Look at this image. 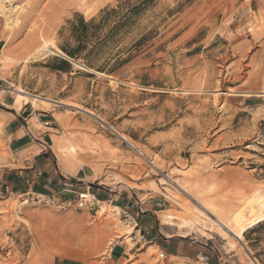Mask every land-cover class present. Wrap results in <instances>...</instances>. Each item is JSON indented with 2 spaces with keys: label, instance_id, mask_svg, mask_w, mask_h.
Returning <instances> with one entry per match:
<instances>
[{
  "label": "rangeland",
  "instance_id": "obj_1",
  "mask_svg": "<svg viewBox=\"0 0 264 264\" xmlns=\"http://www.w3.org/2000/svg\"><path fill=\"white\" fill-rule=\"evenodd\" d=\"M11 1L19 4L13 26L0 15V264H264V222L242 241L209 223L264 186V0ZM79 17L110 21L97 34L103 45L72 59L61 47H74L69 23ZM114 19L124 24L111 31ZM46 41L63 54L25 62ZM23 107L33 113L30 131L43 130L35 114L50 117L48 153L81 193L110 191L138 208L160 201L156 227L197 252L169 257L144 242L137 230L149 218L133 228L115 201L60 209L6 194L3 173L14 164L3 127ZM163 214L176 216L175 226Z\"/></svg>",
  "mask_w": 264,
  "mask_h": 264
},
{
  "label": "crops",
  "instance_id": "obj_2",
  "mask_svg": "<svg viewBox=\"0 0 264 264\" xmlns=\"http://www.w3.org/2000/svg\"><path fill=\"white\" fill-rule=\"evenodd\" d=\"M1 50V43H0ZM4 107L10 108L13 103L12 97L4 96L1 99ZM11 109V108H10ZM12 110V109H11ZM32 112L23 107L19 112L6 115V123L3 127V133L6 138L9 151L13 154L12 162L14 167L3 173L5 186L13 191L24 193L28 190L41 195H57L60 198H68L77 193L83 192L74 179L66 177L58 168L55 159L48 153L50 131L54 130L52 122L45 118H50L46 114L34 116L35 121L43 126L42 131L28 130L27 122L32 116ZM47 124V125H46ZM29 156V157H27ZM39 174V175H38ZM96 202L115 201L120 211H125L133 215L138 222L144 217L149 218L145 224L139 225L141 239L146 243H152L153 246L163 250L169 257L192 256L197 252L186 239L177 237L165 238L161 229L156 227L154 215L165 209L164 204L157 200H149L147 203L137 207V202L131 203L128 197L111 195L110 191L105 194L90 195ZM99 199V201L97 200ZM142 206L145 208L142 209ZM140 223V222H139ZM115 259L121 258L123 252H117L116 248L111 250Z\"/></svg>",
  "mask_w": 264,
  "mask_h": 264
},
{
  "label": "bare ground",
  "instance_id": "obj_3",
  "mask_svg": "<svg viewBox=\"0 0 264 264\" xmlns=\"http://www.w3.org/2000/svg\"><path fill=\"white\" fill-rule=\"evenodd\" d=\"M4 9H7L10 12V14L6 15L4 13L5 12ZM18 11H19V4H15L11 0H0V15L2 17H4L3 21L5 22V26L6 25L7 26H11L12 25L13 26L14 20H15L14 16L16 15V13H18ZM16 17H17V15H16ZM34 50L35 51L34 52L32 51V53L25 59V62H30V61L31 62H37L38 60L41 59L42 56H46V55H49V54H61V55L63 54L62 52H60L55 47V45L53 44L52 41H46L40 47H38L37 49H34ZM16 91H17V93L22 94V95H26V97H30V98H32L35 101L39 100V102L42 103V104H47L48 105V104L51 103V101H49L47 99L44 100V99L38 98L36 96L26 94L22 90H16ZM226 91L229 92L228 88H227ZM221 94L222 93H219V91H216V92H214L213 96H215L217 98ZM229 94L234 95V92H229ZM20 96L21 95L17 96L18 99H19ZM68 106L75 108V105L74 106L68 105ZM76 109H78V108H76ZM178 188L182 192H184V194H186L188 197H190L192 200L195 201L197 199L195 196L193 197V196L190 195L189 190L186 187L178 186ZM89 194L90 193H87V194L85 193L83 197L91 198V196ZM199 205L204 211H206L208 213H212L214 211L212 205L210 203H208V202H204L203 201L202 204H199ZM115 209H116L115 212L118 215L119 209L117 207ZM226 211H228V214H227V216L225 218L223 216L219 215L218 213H216V215L213 216L214 219L209 221L210 225L216 227L219 231H222L224 233V235H226L227 237L228 236L234 237V239H236L238 241H242L244 239V234L248 230H250V229H252V228H254V227H256L259 224L264 222V186L263 185L255 186L254 190H251V193L247 197L246 203H245V205L242 208H239L237 210H233L232 206L229 205V206H227ZM104 212H105V210L102 207L100 209V211L98 212V214L103 215ZM200 214H201V212H200ZM163 216H164V214H163ZM177 220L178 219H177L176 216L174 217L172 215H166V216L163 217V222L162 223H164L166 225H169V226H175V224H176L175 221H177ZM121 231L116 234L117 236H116L115 239H120L121 236H126V235L130 234V230L128 228H126L125 230L121 229ZM110 246L113 247L112 244ZM232 246H234V244H232ZM112 247H110V248H112ZM130 259H132V258H130ZM155 262L156 261H154L153 264H157Z\"/></svg>",
  "mask_w": 264,
  "mask_h": 264
},
{
  "label": "trees",
  "instance_id": "obj_4",
  "mask_svg": "<svg viewBox=\"0 0 264 264\" xmlns=\"http://www.w3.org/2000/svg\"><path fill=\"white\" fill-rule=\"evenodd\" d=\"M112 11L114 12L115 10ZM136 11L137 8L132 9L129 12L130 17L131 15L136 14ZM130 17H128L126 20H129ZM109 21V18L104 17L100 18V20L92 18L88 21H85L82 17H79L70 22L68 39H70L75 45L74 47L70 48L65 44L61 47V51L65 53L69 58L76 59L82 56L83 52L86 50L87 46H89L90 43L93 44L90 52L99 48L101 45H103L104 39L101 40V38L98 37L97 34ZM123 24L124 22H122L121 19H114L113 28L111 31L118 29ZM83 58L88 60V55L83 56Z\"/></svg>",
  "mask_w": 264,
  "mask_h": 264
},
{
  "label": "built area",
  "instance_id": "obj_5",
  "mask_svg": "<svg viewBox=\"0 0 264 264\" xmlns=\"http://www.w3.org/2000/svg\"><path fill=\"white\" fill-rule=\"evenodd\" d=\"M86 190L87 191L85 193L86 194L89 193L88 188ZM5 193L8 194L9 196L16 195L18 193L20 197H26V199L30 198V200L36 203H48V204L57 203L60 209H65L70 206H73L75 209L84 210V209H90L94 202L97 203L94 198L83 197L85 193L76 194L75 200H71L68 198H60L54 194L52 195L36 194L35 192L30 191V190L24 193H19V192L14 193V191L8 187H5ZM109 204H112V201H109ZM121 212H122L124 222H128V224L130 225L133 224V228L138 227V223L136 221L137 219L133 218L130 214L126 213L125 211H121ZM137 232L140 233L139 229L137 230ZM159 257L161 260H165L167 258V255L164 252H161Z\"/></svg>",
  "mask_w": 264,
  "mask_h": 264
}]
</instances>
